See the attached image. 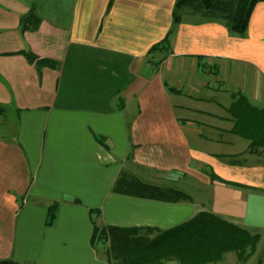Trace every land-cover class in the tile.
Instances as JSON below:
<instances>
[{"label":"crops","instance_id":"crops-1","mask_svg":"<svg viewBox=\"0 0 264 264\" xmlns=\"http://www.w3.org/2000/svg\"><path fill=\"white\" fill-rule=\"evenodd\" d=\"M176 1L0 0V260L111 264L96 227L168 230L208 211L259 234L246 264H264V154L229 112L237 91L264 108V2L241 38L189 8L173 27ZM172 29L168 57L150 55ZM130 153L190 201L114 194Z\"/></svg>","mask_w":264,"mask_h":264},{"label":"trees","instance_id":"trees-1","mask_svg":"<svg viewBox=\"0 0 264 264\" xmlns=\"http://www.w3.org/2000/svg\"><path fill=\"white\" fill-rule=\"evenodd\" d=\"M114 0H111L110 6ZM264 0H177L173 11L174 26L178 22V14L183 8L204 13L224 15L230 19V29L244 38L249 30L253 10ZM29 17L22 19L23 30L27 28ZM171 33L149 54L159 50L165 53L171 49ZM27 60L41 66H54L52 61H43L31 51L23 52ZM170 93L175 90L169 88ZM233 104L229 110L234 119L232 133L241 136L250 143V150H262L264 154V108L257 107L240 91L232 94ZM7 108L0 104V114H5ZM105 144V142H103ZM107 146V145H106ZM108 147V146H107ZM127 162L115 181L114 194L133 196L161 202L179 203L190 201V197L173 187L170 182L166 186L147 182L137 175L138 168L134 164L133 153L127 157ZM214 182L219 181L226 186L241 188L232 182H226L206 169ZM56 205L50 209L51 217L56 215ZM261 236L252 234L246 228H241L232 221L217 216L212 212H202L193 220L179 227L161 230L151 227H96L93 233V244L106 247V258L111 264H219L229 253H236L237 264H246L257 253ZM0 264H24L12 259L0 260Z\"/></svg>","mask_w":264,"mask_h":264},{"label":"rangeland","instance_id":"rangeland-1","mask_svg":"<svg viewBox=\"0 0 264 264\" xmlns=\"http://www.w3.org/2000/svg\"><path fill=\"white\" fill-rule=\"evenodd\" d=\"M165 75H166V76H169L170 74H169L168 72H165Z\"/></svg>","mask_w":264,"mask_h":264}]
</instances>
